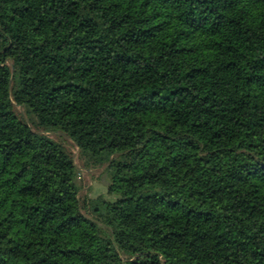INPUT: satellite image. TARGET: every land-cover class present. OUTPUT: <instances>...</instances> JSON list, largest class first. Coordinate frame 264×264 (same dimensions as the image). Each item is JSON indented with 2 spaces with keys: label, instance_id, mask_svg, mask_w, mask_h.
Masks as SVG:
<instances>
[{
  "label": "trees",
  "instance_id": "trees-1",
  "mask_svg": "<svg viewBox=\"0 0 264 264\" xmlns=\"http://www.w3.org/2000/svg\"><path fill=\"white\" fill-rule=\"evenodd\" d=\"M0 264H264V0H0Z\"/></svg>",
  "mask_w": 264,
  "mask_h": 264
},
{
  "label": "rangeland",
  "instance_id": "rangeland-1",
  "mask_svg": "<svg viewBox=\"0 0 264 264\" xmlns=\"http://www.w3.org/2000/svg\"><path fill=\"white\" fill-rule=\"evenodd\" d=\"M15 111L22 120L31 126L33 131L52 138L66 148L77 165V181L80 186L79 199L82 212L87 217L99 222L98 216L93 211L92 202L101 195L109 197L107 194L108 182L105 174V165L88 166L80 153L79 147L67 134L59 130H48L37 125L34 123L32 115L21 105L15 104Z\"/></svg>",
  "mask_w": 264,
  "mask_h": 264
}]
</instances>
